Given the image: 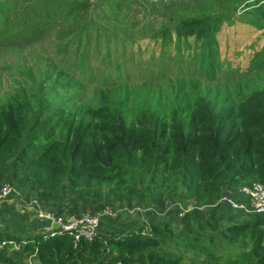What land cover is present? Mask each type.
<instances>
[{
    "label": "trees",
    "instance_id": "obj_1",
    "mask_svg": "<svg viewBox=\"0 0 264 264\" xmlns=\"http://www.w3.org/2000/svg\"><path fill=\"white\" fill-rule=\"evenodd\" d=\"M93 2L0 0L2 49L22 33L21 24H34L35 36L50 28L61 37L73 33L70 41L76 44L61 64L49 57L44 60V81H37L34 69H27L29 88L14 89L10 100L0 105V182L14 163V176L44 190L43 198L65 186L83 202L97 196L116 208L122 195L145 191L164 196L166 190L176 188L174 194L196 207L181 213L184 226L179 231L169 222L153 225L148 233L118 231L105 227L116 218H105L100 235L92 241L76 243L67 234L24 238L9 232L1 233L0 241L19 242L40 264H186L184 253L176 250L179 246L192 249L205 263L218 260L219 248L223 264H264L260 214L220 203L219 208L227 205L249 217L221 227L200 208L217 203L229 188L236 192L234 198L246 201L237 187L264 183V46L242 71L221 59L217 38L224 24L236 20L264 30V0L145 1L152 14L146 26L139 20L132 23L124 14L139 0ZM26 8L33 9L27 16ZM129 24L140 28L128 30ZM94 30L105 40L120 39L122 47L147 37L162 48L174 44L175 54L163 51L162 56L174 61L176 69L187 63L176 75V89H157L150 98L155 89L144 84L137 90H147L146 100L132 115L126 110L132 90L121 78H113L120 63L109 55L101 68L108 69L111 62L115 72L98 75L105 85L92 89L84 102L79 90L83 75L77 71L86 69L82 58L87 61L91 52L82 43ZM191 37L196 49L185 59L183 46L192 49ZM68 47L66 40L58 44L64 51ZM96 73L88 68L87 77ZM152 101L169 107V115L153 109ZM74 205L80 206L79 201ZM14 261L10 251L0 247V264Z\"/></svg>",
    "mask_w": 264,
    "mask_h": 264
},
{
    "label": "rangeland",
    "instance_id": "obj_2",
    "mask_svg": "<svg viewBox=\"0 0 264 264\" xmlns=\"http://www.w3.org/2000/svg\"><path fill=\"white\" fill-rule=\"evenodd\" d=\"M93 1H95L93 3L97 2L101 4L100 0ZM139 1L131 4L130 8H126L127 12H124V14L130 18L129 21H132V23H138L137 20H139V25L146 26V22L152 21V14L149 12V7L145 4V1L152 2L153 0ZM23 9L21 8L20 10ZM32 10V8H26L25 15L27 16ZM18 28L21 29L22 33L15 37L12 42H9L4 49L2 48L5 45L0 47V105H4L10 100V93L14 89L19 87L29 88L31 80L27 76V69H34L36 80L41 79L44 81V60L49 57L50 60L56 62V65L61 64L68 54L66 51L69 52L72 47L76 46V44L70 41L73 33L65 34L61 37L56 30L50 28L45 31L43 29L39 30V34L35 36L33 34L36 30L34 24L30 26L21 24ZM138 28L140 27L129 24L128 30H139ZM91 34L92 37L88 40L84 37L82 43L91 52L87 61L85 58H82L83 62L87 65L86 69L77 71L79 76L83 75V78L80 80L83 83L82 89L79 90H83L82 99L84 102L92 96V89H97L98 86L105 85V83L102 85V78L101 80L96 78L98 75H102L105 71L115 72L116 66L111 65V62H109L108 69L101 68L105 58L109 55H111L112 59H117L120 63V72L117 75L113 74V78H121L126 83L128 89L130 91L132 90L126 103V110L132 115L136 111V108L141 106L146 100L144 94L147 90L145 87L148 89L150 86L151 89H155L150 93V98L156 94L157 89H162L167 92L176 89V75L182 69L186 68L187 63L181 62L180 68L182 69H176L174 61L166 56H162L163 51L167 52V54H175L174 44H169L165 48H162L160 42L147 37L136 40L133 43L128 41L125 47H122L120 39L105 40L102 35L96 36L95 30ZM220 34L222 35V32ZM247 34V36L242 34L237 37V43L232 42L231 37L226 31L220 36L223 42H228L232 46L236 44L242 46L239 47L237 45L236 55L229 51L228 58L223 59L224 61H231L232 67L239 66L242 71H245L249 67L255 52L262 48V32L255 30L249 31ZM64 40L70 44V48L68 47L65 51L58 48V44ZM190 43L192 47L190 50H187L183 46L185 59L191 58L196 49L194 38H190ZM88 68L98 73L87 77ZM52 70H55V68ZM114 79L109 78V81L116 83ZM144 84H147L144 87L146 91H143V89L138 91L137 89ZM212 90L214 93L216 87L212 86ZM161 102L164 104L163 101ZM151 104L153 109H158L162 113L161 115H169V107L163 108L157 102L153 101ZM15 168V164L10 163L6 168L4 179L0 182V234L9 232L24 238L35 237L42 233L41 228L44 225L43 222H49V219L46 218L49 213L61 212L65 217H68L71 213L94 212L102 209L105 205L108 206L97 196L86 197V202H83L77 196L68 193L65 186L51 190L48 197L43 198V194H45L44 190L35 188L28 180L16 178L14 176ZM5 184L12 185L10 191L5 189L2 192V187ZM229 189L231 191L230 194L236 196L234 189ZM174 191H176V188L171 191L166 190L165 197L157 196L154 193L148 195L145 191L133 197L122 195L114 205L118 209L122 208V212H120L115 220L109 222L105 220L102 227L108 222L105 227H114L118 231L136 229L137 231L148 233L153 225H163L169 222L171 226L179 231L184 226L180 223L181 213L184 211L188 212L191 206L195 208L196 203L186 202L177 194H174ZM35 199L38 200L39 207L35 206ZM76 201H79L80 206L74 205ZM220 203L224 202L220 199L217 203L208 202L206 205L198 206L204 209L206 217L218 221L221 227H227L229 224L241 222L249 218L227 205L219 208ZM212 215L215 217H212ZM199 228L204 230L202 225ZM207 233L209 232H205V234ZM1 244H3L2 241H0ZM169 245L174 247L175 243L170 241ZM4 248H7L11 256L14 257V264H40L35 255L31 252L26 253L23 250L24 248L22 249L19 242H9L7 247ZM160 250L163 251L162 249ZM176 250L184 253L186 264H223L220 258L223 252L219 248L218 250L213 249L216 250L218 260L212 263L203 262L201 258H197V255L192 249H187L186 246H179Z\"/></svg>",
    "mask_w": 264,
    "mask_h": 264
},
{
    "label": "built area",
    "instance_id": "obj_3",
    "mask_svg": "<svg viewBox=\"0 0 264 264\" xmlns=\"http://www.w3.org/2000/svg\"><path fill=\"white\" fill-rule=\"evenodd\" d=\"M11 188L12 185L5 184L2 187V192L5 189L10 191ZM237 191L245 197L246 201L236 200L234 195L230 194V189H227L226 193L221 197V200L227 202L232 208L253 211L264 218V183L260 181L244 183L237 187ZM20 197L22 196L20 195ZM34 203L36 207H39L38 200L35 199ZM117 210L118 208L113 206H105L94 212L71 213L68 217H65L61 212L49 213L46 216L49 222H43L44 225L41 228V234H43L45 238L67 234L74 237L76 243L80 242L81 239L92 241L100 235V225L103 219H115L118 216ZM55 225L58 226L55 227ZM2 242L3 244L0 245L1 249L9 242L16 243L13 240Z\"/></svg>",
    "mask_w": 264,
    "mask_h": 264
},
{
    "label": "crops",
    "instance_id": "obj_4",
    "mask_svg": "<svg viewBox=\"0 0 264 264\" xmlns=\"http://www.w3.org/2000/svg\"><path fill=\"white\" fill-rule=\"evenodd\" d=\"M255 30L262 32V34L264 35V30L263 29H259L256 26H254L253 24H250V23L245 22V21L236 20L231 25L224 24L222 26L221 30L217 33V38H218L219 45H220V55H221V59L223 60L224 58H228L227 55H229V51L232 54L236 55V47L238 45V44H236V45H233L232 46V45L228 44V42H223L221 40V38H220V36L223 35V32L226 31L229 34V36L231 37L232 42L233 43H237V39H236L237 37L241 36L242 34H245V36H247L248 35L247 32H249V31H255ZM221 32H222V35L220 34ZM263 35H261V37H262V39H261V41H262L261 46L262 47L264 46V36ZM238 46L239 47H242L241 45H238ZM225 62L232 65V62L231 61H225ZM237 67H239V66H237Z\"/></svg>",
    "mask_w": 264,
    "mask_h": 264
},
{
    "label": "clouds",
    "instance_id": "obj_5",
    "mask_svg": "<svg viewBox=\"0 0 264 264\" xmlns=\"http://www.w3.org/2000/svg\"><path fill=\"white\" fill-rule=\"evenodd\" d=\"M191 208H192V206L188 210H190Z\"/></svg>",
    "mask_w": 264,
    "mask_h": 264
},
{
    "label": "water",
    "instance_id": "obj_6",
    "mask_svg": "<svg viewBox=\"0 0 264 264\" xmlns=\"http://www.w3.org/2000/svg\"><path fill=\"white\" fill-rule=\"evenodd\" d=\"M58 225H55V227H57Z\"/></svg>",
    "mask_w": 264,
    "mask_h": 264
}]
</instances>
